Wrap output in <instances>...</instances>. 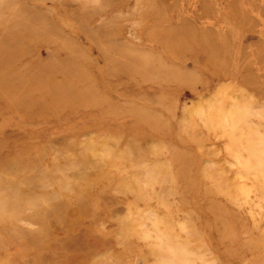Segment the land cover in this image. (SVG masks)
I'll return each mask as SVG.
<instances>
[{
  "label": "rangeland",
  "instance_id": "374dc122",
  "mask_svg": "<svg viewBox=\"0 0 264 264\" xmlns=\"http://www.w3.org/2000/svg\"><path fill=\"white\" fill-rule=\"evenodd\" d=\"M0 264H264V0H0Z\"/></svg>",
  "mask_w": 264,
  "mask_h": 264
},
{
  "label": "bare ground",
  "instance_id": "6f19581e",
  "mask_svg": "<svg viewBox=\"0 0 264 264\" xmlns=\"http://www.w3.org/2000/svg\"><path fill=\"white\" fill-rule=\"evenodd\" d=\"M186 66H187V64H186Z\"/></svg>",
  "mask_w": 264,
  "mask_h": 264
}]
</instances>
